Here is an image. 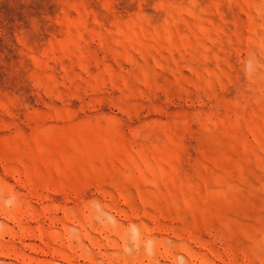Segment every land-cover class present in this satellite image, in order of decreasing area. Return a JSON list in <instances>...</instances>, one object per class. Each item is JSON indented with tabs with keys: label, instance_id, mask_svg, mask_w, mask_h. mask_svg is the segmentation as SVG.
I'll use <instances>...</instances> for the list:
<instances>
[{
	"label": "rangeland",
	"instance_id": "374dc122",
	"mask_svg": "<svg viewBox=\"0 0 264 264\" xmlns=\"http://www.w3.org/2000/svg\"><path fill=\"white\" fill-rule=\"evenodd\" d=\"M0 264H264V0H0Z\"/></svg>",
	"mask_w": 264,
	"mask_h": 264
}]
</instances>
